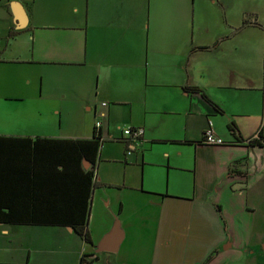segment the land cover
Instances as JSON below:
<instances>
[{
  "label": "crops",
  "instance_id": "1",
  "mask_svg": "<svg viewBox=\"0 0 264 264\" xmlns=\"http://www.w3.org/2000/svg\"><path fill=\"white\" fill-rule=\"evenodd\" d=\"M96 130L91 242L0 222V264H264V0H0V204L71 201L46 140Z\"/></svg>",
  "mask_w": 264,
  "mask_h": 264
},
{
  "label": "trees",
  "instance_id": "2",
  "mask_svg": "<svg viewBox=\"0 0 264 264\" xmlns=\"http://www.w3.org/2000/svg\"><path fill=\"white\" fill-rule=\"evenodd\" d=\"M234 131L236 126L233 122L229 124ZM258 138V139H257ZM256 139L251 138L247 141L249 145H262V136ZM101 136L99 131L94 132L92 139H47L46 141L54 143L53 146L57 149L52 154H47L46 157H51L52 162L56 166H61L59 174L66 175L70 168H75L79 171V177L82 179L81 193L78 191L72 194L71 201H67L63 205H47L41 206L38 204L32 205H7L0 204V222L6 223H22V224H37V225H68L80 234L86 242H91L90 232L86 226L89 215V204L91 198V188L93 186L92 176L93 170H85L81 166V160H86L87 163L94 164L98 154V147ZM237 142H243L239 139ZM52 147V146H51ZM43 157V158H46ZM78 177V179H79ZM31 210V212H30ZM30 212V213H29ZM21 218H14V217ZM85 255L82 256L84 261ZM210 257L206 259L208 261ZM206 261L203 264H206ZM90 264V263H88Z\"/></svg>",
  "mask_w": 264,
  "mask_h": 264
},
{
  "label": "built area",
  "instance_id": "3",
  "mask_svg": "<svg viewBox=\"0 0 264 264\" xmlns=\"http://www.w3.org/2000/svg\"><path fill=\"white\" fill-rule=\"evenodd\" d=\"M100 124L98 123L97 126H99ZM96 126V127H97ZM123 135L126 137H130L133 139H138L143 135V129L142 127H135L134 126H128L122 129ZM258 137V134H255L256 138ZM202 143L204 144H211V146L213 145H223L225 143H227V141L225 139H223L222 137L216 135L213 131H212V127H209L208 129H206L203 133V138H202Z\"/></svg>",
  "mask_w": 264,
  "mask_h": 264
},
{
  "label": "water",
  "instance_id": "4",
  "mask_svg": "<svg viewBox=\"0 0 264 264\" xmlns=\"http://www.w3.org/2000/svg\"><path fill=\"white\" fill-rule=\"evenodd\" d=\"M85 167L87 168V165L86 164H85ZM112 241H113V238L110 237V238H108L107 241H105L104 244H107V242H111L112 243ZM101 249H110V248L109 247H104L103 245H101Z\"/></svg>",
  "mask_w": 264,
  "mask_h": 264
}]
</instances>
